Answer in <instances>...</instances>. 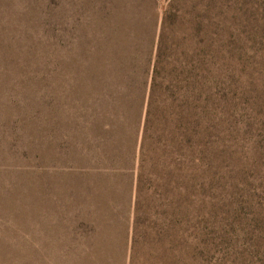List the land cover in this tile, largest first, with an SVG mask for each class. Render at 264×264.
<instances>
[{
    "label": "rangeland",
    "instance_id": "rangeland-1",
    "mask_svg": "<svg viewBox=\"0 0 264 264\" xmlns=\"http://www.w3.org/2000/svg\"><path fill=\"white\" fill-rule=\"evenodd\" d=\"M262 1L0 0V264H264Z\"/></svg>",
    "mask_w": 264,
    "mask_h": 264
},
{
    "label": "trees",
    "instance_id": "trees-1",
    "mask_svg": "<svg viewBox=\"0 0 264 264\" xmlns=\"http://www.w3.org/2000/svg\"><path fill=\"white\" fill-rule=\"evenodd\" d=\"M262 2L263 4L261 7V10L263 11V18H262L263 24H262V30H261V36H260V41H261L260 55L263 60V67H264V0ZM159 51L160 49H158V55H159ZM158 75H159V62L157 61L156 64L154 65L153 74H152V83H151L150 90H149L150 95L148 97L146 120H145L146 128L149 122V115L151 112V108L153 107V103L155 100V88L157 87L155 85V82L158 78ZM261 86H262V89L259 90V96L257 98L258 100H260L261 106L264 108V80L261 82Z\"/></svg>",
    "mask_w": 264,
    "mask_h": 264
}]
</instances>
